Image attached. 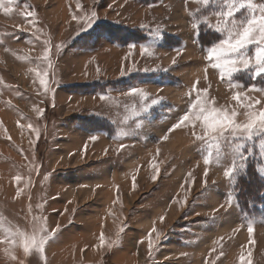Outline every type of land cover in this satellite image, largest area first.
Returning <instances> with one entry per match:
<instances>
[{
    "label": "rangeland",
    "instance_id": "rangeland-1",
    "mask_svg": "<svg viewBox=\"0 0 264 264\" xmlns=\"http://www.w3.org/2000/svg\"><path fill=\"white\" fill-rule=\"evenodd\" d=\"M209 8L201 46L206 29L194 15ZM226 8L224 0H4L0 264H241V256L264 264V217L244 214L235 195L237 167L247 152L264 154V132L213 139L203 118L192 120L201 106L240 125L264 111L256 45L246 71L222 76L208 58L228 38ZM105 22L149 38L120 46L97 30L83 39ZM186 114L190 122L174 128ZM33 238L45 241L42 251Z\"/></svg>",
    "mask_w": 264,
    "mask_h": 264
},
{
    "label": "snow or ice",
    "instance_id": "snow-or-ice-1",
    "mask_svg": "<svg viewBox=\"0 0 264 264\" xmlns=\"http://www.w3.org/2000/svg\"><path fill=\"white\" fill-rule=\"evenodd\" d=\"M11 2V0H9ZM227 5L226 11H221L220 16L225 18V22L221 31L227 29L228 38L220 40L216 46L211 47L208 53V58L211 60L215 58L213 67L220 69L222 76L224 73L232 74L240 71H246L249 67V57L245 55L250 45H256L255 47V61L256 71L254 75H264V4L254 3L253 0H224ZM0 7H4V0H0ZM247 10V16L244 20H240L237 23L235 20L229 25L228 18H233L237 13ZM258 10V14H257ZM5 13L10 12V8H4ZM32 15L31 12L28 13ZM147 50V49H145ZM238 64H242L243 68L237 67ZM41 84H45V80L41 79ZM132 91H135L134 89ZM238 98V97H237ZM206 109L201 106L199 115H194L192 120L203 118L205 122L206 135L212 136L213 139L218 138L216 135H223L224 131L231 130L236 135H246L248 139H251L257 132H264V111L249 114V121L244 125L236 124L231 116L226 114L217 113L215 115H204ZM216 113V110H212ZM235 113H233V116ZM185 122H190L189 115H184L180 122L174 125V128H179L185 125ZM95 139V138H93ZM204 139V137H199ZM243 159V157H242ZM235 171V168L231 169L226 175H231V172ZM155 229H153V232ZM254 229L249 224L248 232L251 235ZM103 238V237H102ZM30 243L33 246H39L42 251L45 241L40 239L37 241L33 238ZM149 247L151 248V234L149 239ZM28 243L25 244V251H28ZM241 264H246L245 257H240Z\"/></svg>",
    "mask_w": 264,
    "mask_h": 264
},
{
    "label": "trees",
    "instance_id": "trees-1",
    "mask_svg": "<svg viewBox=\"0 0 264 264\" xmlns=\"http://www.w3.org/2000/svg\"><path fill=\"white\" fill-rule=\"evenodd\" d=\"M154 1L155 0H144V2L148 4ZM215 1L216 0H209V3L213 4ZM209 11L210 8L197 12L194 15L195 20L199 22V29L200 27L206 29L199 34L201 46L205 45L204 40H202V34L208 33L210 29L209 27L208 29L206 28L207 25L202 22V18L206 16ZM100 25L101 24L84 33L83 39H87L91 42L94 40L97 30L101 32L104 31V35L120 46L133 43H144L149 38V32L147 33L140 28L130 29L115 22L106 23V26ZM215 32L210 31L208 34L210 39L213 37V40L216 39L218 35H216ZM254 147L257 146L254 145ZM236 173L235 195L236 198L239 199L240 204L244 207V214L254 219L264 217V154H261L258 150H255L253 153L247 152L240 165H238Z\"/></svg>",
    "mask_w": 264,
    "mask_h": 264
},
{
    "label": "crops",
    "instance_id": "crops-1",
    "mask_svg": "<svg viewBox=\"0 0 264 264\" xmlns=\"http://www.w3.org/2000/svg\"><path fill=\"white\" fill-rule=\"evenodd\" d=\"M141 71L143 72V71H145V70H141ZM145 73H146V71H145L143 74H145ZM148 74H149V73H148ZM128 76H130V74H128V73H124V74H123V77H128Z\"/></svg>",
    "mask_w": 264,
    "mask_h": 264
}]
</instances>
